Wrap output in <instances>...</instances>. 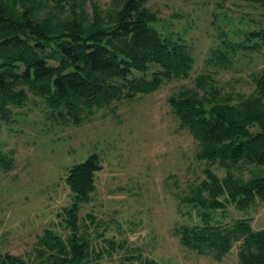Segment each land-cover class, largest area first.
<instances>
[{
	"label": "rangeland",
	"instance_id": "obj_1",
	"mask_svg": "<svg viewBox=\"0 0 264 264\" xmlns=\"http://www.w3.org/2000/svg\"><path fill=\"white\" fill-rule=\"evenodd\" d=\"M92 1L102 10L111 2ZM146 5L156 13L155 27L162 34L187 45L192 70L186 78L164 80L151 92L93 107L79 124L56 118L45 100L30 92L24 105H10L9 120L0 126V150L13 157V167L0 170L1 254L40 264L35 249L44 230L67 237L70 229L62 211L72 194L65 177L74 164L95 153L101 168L90 200L78 210L79 233L91 248L83 264H121L129 255L135 264L144 259L155 264H236L235 246L218 262L183 247L175 234L181 224L201 223L200 210L186 198L205 178L204 169L208 166L221 178L226 168L196 159L198 140L178 127L168 98L182 86L193 87L200 73L211 74L223 93H252V75L264 66V46L246 50L226 45H253L246 33L264 28V6L256 0H147ZM85 7L91 13L90 0ZM214 51L224 52L229 61L215 63ZM251 167L232 172L249 178ZM209 214L212 221L226 223L250 217L253 228H264V201L245 210L228 206Z\"/></svg>",
	"mask_w": 264,
	"mask_h": 264
},
{
	"label": "trees",
	"instance_id": "obj_2",
	"mask_svg": "<svg viewBox=\"0 0 264 264\" xmlns=\"http://www.w3.org/2000/svg\"><path fill=\"white\" fill-rule=\"evenodd\" d=\"M90 1L91 13L87 0H0V126L9 120L10 105H24L29 92L43 98L56 118L79 124L93 107L189 75L192 53L181 39L155 27L158 18L147 0H111L105 10ZM256 3L264 6V0ZM246 34L255 40L253 45L226 46H264V28ZM212 58L215 63L229 61L224 52L214 51ZM252 81V93L233 95L223 93L211 74L200 73L193 87L182 86L168 98L178 127L198 140L196 159L226 168L219 178L207 166L205 178L186 198L200 210L201 223L175 228L183 247L218 262L235 246L236 264H264V228H253L250 217L226 223L212 221L209 214L228 206L245 210L264 201V66ZM245 165L253 166L249 178L234 175L233 168ZM12 167V155L0 150V170ZM100 168L92 153L69 169L65 182L72 202L62 212L70 233L63 238L44 230L35 247L40 264H83L89 257L90 244L79 233L78 210L90 200ZM109 245L113 248V241ZM133 259L126 256L121 264H135ZM0 264L27 261L0 253ZM141 264L155 262L144 259Z\"/></svg>",
	"mask_w": 264,
	"mask_h": 264
}]
</instances>
